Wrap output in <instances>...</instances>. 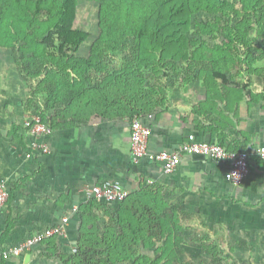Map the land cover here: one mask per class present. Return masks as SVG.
Returning <instances> with one entry per match:
<instances>
[{
	"label": "crops",
	"instance_id": "obj_1",
	"mask_svg": "<svg viewBox=\"0 0 264 264\" xmlns=\"http://www.w3.org/2000/svg\"><path fill=\"white\" fill-rule=\"evenodd\" d=\"M258 50L264 51L261 47ZM256 54L254 51L253 56ZM259 56L252 63V74L236 57L229 66L219 68L225 73L226 82L208 77L183 84L169 80L165 82L168 88L162 95L155 92L148 99H142L144 105L139 115L151 130L147 145L150 152L177 150L187 142L189 134H195L198 139L221 145L229 153H248L249 174L240 186L225 180V163L201 156H182L170 175L148 161L133 164L130 152L132 108L127 106L125 97L118 98L121 102L106 116L98 111L81 110L65 118L55 114L56 109L48 110L53 125L48 137L49 151L44 155L34 153L28 148L32 140L24 128L28 116L21 115L22 102L30 98L28 88L16 78L1 82L0 181L5 182L8 200L0 211V250L15 246L63 217H68L69 223L65 237L46 240L32 251L0 261V264H62L61 250L73 254L75 247L82 244L83 234L95 227L102 232L108 224H114L116 205L89 200L86 195L90 187L107 180L121 183L129 191L127 200L141 190L155 188L159 192L158 200L165 204H177L184 197L198 202L200 207L206 205L205 208L208 204L222 203L223 208L234 211L239 219L247 220L246 224L252 220L251 225L235 229L240 236L235 243H228V238L220 239L218 235L214 237V233L219 232L199 228L195 234L201 237L203 233L207 243L187 241L180 242L179 247L171 246L175 251L184 252L187 264L202 259L199 255L197 260L198 255L190 253L193 251L220 250L230 257L229 252L234 249L238 255L232 254L235 258L232 264H264V158L255 153L264 142V55ZM152 101H155L153 106ZM96 220L102 221L104 226H98ZM121 230L124 228L118 229ZM232 231L230 228L221 230L227 235L233 234ZM145 233L142 241L118 249L148 252V255L159 251L164 245L161 232ZM53 240L57 245L53 244L55 249L50 251L48 242L52 245ZM234 244L237 246L232 247ZM57 249L59 253L55 252ZM133 257L110 264H137L138 259ZM150 258L151 264H168L166 260H159L158 254ZM207 258L201 260L202 264H213L208 263ZM175 259L169 264H180L174 263Z\"/></svg>",
	"mask_w": 264,
	"mask_h": 264
},
{
	"label": "trees",
	"instance_id": "obj_2",
	"mask_svg": "<svg viewBox=\"0 0 264 264\" xmlns=\"http://www.w3.org/2000/svg\"><path fill=\"white\" fill-rule=\"evenodd\" d=\"M85 1L100 9L95 40L81 24L83 14L78 6ZM237 5L245 13L241 23L222 26L215 16L214 23L200 22L190 31L192 14L236 12ZM250 23H254L255 36L244 30ZM217 35L222 41L211 45L209 38ZM258 38L262 41L257 46L264 49V0H0V51H11L20 73L26 76L28 96L34 93L28 105L32 103L34 113L48 121L51 128L50 109L65 118L81 110L106 116L115 111L111 110L121 102L118 98L124 97L127 106L131 105V117L139 116L142 99L148 98L144 96L151 90L146 86L147 79L155 81L152 90L162 95L168 88L165 82L176 83L168 72H176L178 65L185 75L182 84L205 77L226 82L219 68L229 66L233 57L245 62L252 74V63L264 51L253 48L248 40ZM84 45H89L86 57L79 53ZM240 49H244L241 54ZM116 59L121 61L118 66ZM158 194L155 188L133 194L134 198L116 204L115 230L110 224L102 232L95 227L83 234L77 248H90L88 251L97 258L88 264L132 258L134 254L119 249L142 241L153 222H157L164 242L157 252L159 260L169 264L176 258L177 252L171 246L180 245L179 228ZM135 197H140L139 201ZM145 198L154 204L148 206L151 214L140 209L148 203L143 201ZM50 243L48 250L52 251L57 242Z\"/></svg>",
	"mask_w": 264,
	"mask_h": 264
},
{
	"label": "rangeland",
	"instance_id": "obj_3",
	"mask_svg": "<svg viewBox=\"0 0 264 264\" xmlns=\"http://www.w3.org/2000/svg\"><path fill=\"white\" fill-rule=\"evenodd\" d=\"M228 1H232V0H228ZM236 10H237L236 12H234L232 10H228V12L219 13L217 15L206 13V12L194 13L191 15V18L189 20L190 31H194L196 26L200 22L214 23L216 17H218L219 22L222 26L223 25L225 26L226 24H229V23H231V24L241 23L244 20L241 17H243V15H245V13H244L243 9H241L240 5L236 6ZM99 11H100V9L93 2H86L85 1L82 4H80V6H78V12L83 14V19L81 20V24H82L83 28H85L86 32H88V34L91 35V38L94 40L97 38V35H98ZM239 13H241V14L239 15ZM253 19L254 18H252V22H253ZM246 21H248V19H246ZM248 25L249 26L246 27V29H244V30H246V32L250 33L252 36H255L254 23H252V24L250 23ZM209 39H212L211 43H210L211 45L214 44L213 42L219 44L222 41V37L218 36V35L214 38H209ZM258 39H259V41H255L253 39L252 41L248 40V42H250L249 44H251L253 46V48H256V47H259V45L257 46V44L262 41V39H260V38H258ZM88 49H89V45H84V46H82L79 53H81V55L86 57ZM240 50H241L240 51V54H241L244 51V49H240ZM126 55H123V56L126 57ZM117 57H119V59L121 60V57L119 55ZM225 58H227V56H225L222 59H225ZM119 59L115 60V66H118L121 64V61ZM205 64H208V63H205ZM219 64L222 65V62H220ZM242 64L245 65L246 63L242 62ZM181 67H182L181 65H178V70L174 73L168 72V74H170L175 79V81L178 83H181L184 76H185V75L184 76L182 75ZM194 75H195V73H194ZM14 78H16L17 80H20L21 84L23 86H25L26 89L29 88V85H27V82H26V76H24V73L23 74L20 73L19 67L16 64V61H15L11 51L1 50L0 51V83L1 82H7L9 80H13ZM31 84L34 85V82H31ZM154 84H155V81L152 78H150V80L147 79L146 86L148 85L151 90L144 97L149 98L150 95H154L155 90H152L153 89L152 87L154 86ZM13 88L15 89V91L17 90L16 87H13ZM30 94H31L30 97L32 95L34 97L33 92H30ZM2 95H4V94H2ZM148 98H146V99H148ZM23 102H22L23 108L21 110V112H22L21 115L22 116L34 115L35 114L34 113L35 109L33 108L34 105L32 103H31V105H28V103H29L28 101L27 102L23 101ZM25 102H26V104H25ZM25 105L28 107H26ZM38 105L39 104H37V106ZM27 114H29V115H27ZM146 204H147L146 206H143L140 209H141V211H144V213L151 214L152 212H150L148 206L149 205L151 206L154 204L151 201H149ZM165 205L167 206L166 207L167 208L166 213L172 212V214L174 216V221L176 222L177 227L179 228V231L177 232V236H179L182 239L180 241L181 243L187 242V241L188 242L199 241L201 243H207L206 236L203 233H201L202 234L201 237H199V235L195 234V232H197L196 230H198L199 228L201 230L208 228L212 232H219V234L214 233V237H217V235H218V237L220 239L221 238H228V243H235V242H237L236 239L240 237L236 233L235 229L237 227H239L240 225H243V226L251 225V222H252V220H251V221H249V223L246 224L247 220L239 219L236 216V213L234 211H231V210L228 211V210H226V208H223L222 203L218 206H213V205L208 204L207 207L205 208L204 206H206V205H203L200 207L198 202L191 201V200H189V198L184 197V198L180 199L177 204L171 203V204H165ZM238 214H241V213H238ZM263 220H264V218H262V221ZM96 221L99 222V223L97 222L98 226H104L102 221H100V220H96ZM108 226H109V224H108ZM260 226H261V224H260ZM112 227L116 228L115 223L112 224ZM226 228L233 229L232 232H234V233L227 235V234L221 232V230L223 231V229H226ZM158 231L159 230H158L157 222H153L152 224H149L148 232H151L152 234H156V233H158ZM178 233L179 234L182 233L183 236L179 235ZM152 239L156 240L157 237L152 236ZM241 242H242V240H241ZM212 244H213V242H212ZM234 246H237V245L236 244L232 245V247H234ZM55 252H58V249ZM129 252L134 254L133 258L136 257V259H134V260L138 259L137 264H144V263L151 264V263H153V261H151L152 258H150V257H152V256L155 257V255L157 254L158 251L149 252V253H152L151 255H148V252H142V251H129ZM176 252H177V257L174 260V263L179 262L180 264H187L188 259H187V257H184V254H183L184 252H178V251H176ZM190 253L197 254L198 255V256H196L197 260L199 258V255L202 256L201 260H206V257H208L207 260H210V261H207V262L208 263L212 262L213 264H219L221 262L222 263L225 262V264H227L226 261H228V263L232 264L233 261L231 262V260L233 259L235 261V258L232 257V254H234L235 256H236V254L238 255L237 250H235V249L230 250V252H229V255L231 258L226 257V255H225L226 252H220V250L219 251L208 250V251H201V252L193 251ZM206 254H207V256L205 257ZM59 255L61 257V260H64V262H62V264H85V263L88 264L89 262L94 261V259H95L93 252L90 253L88 251V249L80 250V248H77V247H75L73 254H68V253L61 250ZM201 260H198L194 263L195 264H202ZM182 261H183V263H182Z\"/></svg>",
	"mask_w": 264,
	"mask_h": 264
},
{
	"label": "built area",
	"instance_id": "obj_4",
	"mask_svg": "<svg viewBox=\"0 0 264 264\" xmlns=\"http://www.w3.org/2000/svg\"><path fill=\"white\" fill-rule=\"evenodd\" d=\"M24 127L31 136L29 148L32 152L41 155L49 151L48 137L52 134V128L48 121L34 114L24 121ZM130 152L133 164L148 161L161 166L164 174L170 175L178 167L180 159L184 155L203 156L213 162H222L227 165L224 173L226 181L234 186H240L249 174V155L246 152L229 153L221 145L198 139L195 134L187 136V142L177 150H162L150 152L147 148L151 130L144 125L139 116H135L130 122ZM256 155L264 158V142L255 150ZM89 200L107 204H118L129 197V191L117 181H103L90 187L86 191ZM8 200V190L3 180L0 181V211ZM69 223L68 217H63L60 222L39 231L22 240L12 247L0 250V261H6L11 257L21 256L33 250L34 247L52 238L66 236Z\"/></svg>",
	"mask_w": 264,
	"mask_h": 264
},
{
	"label": "water",
	"instance_id": "obj_5",
	"mask_svg": "<svg viewBox=\"0 0 264 264\" xmlns=\"http://www.w3.org/2000/svg\"><path fill=\"white\" fill-rule=\"evenodd\" d=\"M200 157V156H199ZM201 157H203V156H201Z\"/></svg>",
	"mask_w": 264,
	"mask_h": 264
}]
</instances>
